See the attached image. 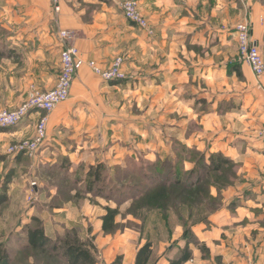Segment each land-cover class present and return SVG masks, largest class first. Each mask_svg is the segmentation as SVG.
I'll return each instance as SVG.
<instances>
[{"label": "rangeland", "instance_id": "rangeland-1", "mask_svg": "<svg viewBox=\"0 0 264 264\" xmlns=\"http://www.w3.org/2000/svg\"><path fill=\"white\" fill-rule=\"evenodd\" d=\"M122 2L119 3L118 9L126 19L121 8ZM252 2H257L264 10V0ZM234 3L239 6L240 20L224 29L227 33L224 38L226 43L222 49L228 53L236 51L235 63H239L241 60L237 54L234 26L241 20H249V2L234 0ZM218 4L216 0H207L204 4L199 2L196 5V12L203 17L208 13V18H204L208 20V24L222 27L225 13L216 11ZM219 5L222 6L221 3ZM139 10L147 18L153 33L138 28L126 19L130 26L128 37L116 45L115 52H118L106 68L97 64L100 69H107L114 59L121 57L123 60L121 69L125 77L118 84L111 86L110 81L102 79L87 64L80 67L86 65L89 68L88 78L94 79L95 86L91 80L88 82V78L84 79L89 85L85 98L90 104L82 110L85 119L81 120L82 123L79 124L73 138L71 135L70 138L67 136L69 126L58 135L59 139L56 138L55 127L50 129L48 126L47 139L37 151V160L7 152L9 145L21 139L15 142L0 140V190L7 183L9 197V200L0 207V243L7 249L9 256L7 264H68L60 254L64 239L73 240L76 236L81 240L92 239L94 243L96 239L94 224L97 215L95 214L90 222L82 214L78 219L66 222L65 219L61 221L56 217L64 216L61 210L65 207L80 208L85 204L87 209L90 207L99 212L104 210L102 212L105 213L107 206L117 208L116 231L104 234L101 230V235H110L113 238L125 232L136 235V241L150 242L153 254L148 264L160 258L159 255L166 260L178 256L187 237L190 241H197L196 246L193 243L190 245L191 250L196 251L202 259H208L210 251L205 250L208 248L197 234L204 230L212 231L213 228H216L214 232L220 234V238L213 240L212 244H219L226 238L229 240L232 235L246 233L253 240L258 236V241L264 240V191L251 188L250 183L254 180L258 182L259 179L256 175L246 176L240 170L243 165L242 159L234 160L223 152L222 154L228 156L232 163L224 165L217 172L207 171L202 168L209 163V156L219 151L201 149L195 145L187 146L176 136L170 137L164 147L161 146L160 142L166 138L161 133L165 120L159 117L158 108L159 104L161 106L168 102L158 103L152 96L159 89L161 93L171 90L169 85L162 87L154 85L160 79L170 80L172 76L169 71L172 66H178V63L184 60L182 58L186 55L184 48H189L183 47V44L188 43L184 41L187 31L183 30L184 32L177 35V32L173 33L177 25L173 24V28L167 29V45H158L159 53L155 55L152 49L145 50L141 42H138L139 35H143L145 43L155 46L158 44L153 24L142 13L140 5ZM50 13L51 21L46 26L48 31L42 28L44 34H41L42 31L34 33L30 44L29 41L24 44L26 37H29L28 32H22L23 35L18 40L19 34L7 30L9 28L2 26L3 23L0 21V52L5 53L3 56L0 55V90L3 92L7 86L18 98L25 93L19 104L30 97L33 88L42 91L43 86L52 82L53 76L58 74L60 66L58 56L66 43L60 38L56 18L59 12H53L52 4ZM197 13L196 16L199 17ZM217 33L215 30L211 32V42ZM13 39L18 43L10 46L12 42L9 41ZM219 44L220 42H215L214 46L219 47ZM39 48L41 50L35 55L36 59L30 60L31 50ZM193 51L200 56L203 54L198 48H193ZM35 63L38 65L35 68L37 73H34ZM39 63L46 67V73L42 78L37 76L40 75L37 70ZM73 77L75 79V74ZM182 86L181 102L184 105V115L175 117L172 114L167 121L182 122L185 135L189 136L193 131H201V126L195 119L190 120L188 115L191 110L197 114L206 112L208 102L204 98L192 95L189 83ZM106 101L112 103L108 105ZM95 103H103L104 107L95 106ZM223 106V101L219 102L216 107L218 114L222 112ZM101 113L108 114L111 119L101 117ZM78 116L76 114L74 117ZM88 132L90 133L87 134ZM168 132L177 134L171 129H168ZM112 133L118 137L115 146L108 148L105 143L108 141L106 136L111 138ZM256 136L264 141L259 137V131ZM43 149L45 153L42 156ZM98 163L103 164L101 176L103 180L95 183L93 192L100 193L101 189V193L94 195L87 193L85 186L87 182H91L87 176L89 168L97 166ZM143 176L149 178L152 176L156 181L168 183L149 194L139 193L138 189L147 188ZM176 178H181L179 185L173 183ZM198 181L200 183H197ZM245 183L247 184L243 185ZM107 195L112 199L106 200L104 197ZM105 204L107 206H104ZM220 213L227 216V220L220 218L219 221L225 224L218 228L219 224L211 220V216ZM34 217L40 220L50 240L49 245L42 250L30 248L26 241L27 230L34 228ZM200 227L203 228L201 231ZM189 233L194 235L195 239H192ZM54 245L57 246V251L52 250ZM122 245L123 243L117 244ZM102 250L103 248H98V251L96 249L94 252L97 261L104 257H113L114 262H118L128 254L116 252V249L109 251L106 249L103 254ZM219 258L215 256L213 261L218 263Z\"/></svg>", "mask_w": 264, "mask_h": 264}, {"label": "crops", "instance_id": "crops-1", "mask_svg": "<svg viewBox=\"0 0 264 264\" xmlns=\"http://www.w3.org/2000/svg\"><path fill=\"white\" fill-rule=\"evenodd\" d=\"M51 0H0V21L2 26H6L10 32L15 31L18 35V40L23 35L22 32H28V38L24 40V44L33 40L34 33L44 30L48 31L46 26L51 21ZM123 0H62L61 10L56 14L57 28L59 30L68 29L74 30L77 33V38L72 41L79 48L82 57L85 61L93 60L100 67L106 68L107 64L111 63L120 40L127 38L130 33V26L127 20L119 13V3ZM141 11L146 15L154 26L157 32V45L145 43L143 35H139L138 42H141L144 49L150 48L155 55L159 53L158 45L166 46V37L168 36L167 29L173 28L176 24V31L173 33L187 31V36L183 44L186 55H183L178 66H172L170 72L171 79H160L154 87H162L169 85L170 92L161 93L160 89L152 96L158 103L162 104L158 110L160 111L161 120H165L163 131L161 133L166 137L162 140L161 146L164 147L165 142L170 137L176 136L187 146H197L198 148H208L210 151H219L230 156L232 159H242L243 165L241 171L246 176L256 175L259 181H253L250 186L253 190L264 191V141L257 138L256 133L260 126L264 123L263 103H264V75L257 78L249 66L244 62L235 63V52L228 53L222 49L226 41V26H233L240 20L239 6L234 3V0H216L221 5H216V11L225 13L222 27L208 24L204 18H208V13L203 17L196 12V5L201 2L206 3L207 0H137ZM239 1V0H238ZM248 1L249 16L251 29V37L257 42L260 52L264 56V10L257 2ZM226 5H225V4ZM236 9V10H235ZM235 10V11H234ZM213 12V11H212ZM196 13L198 16H196ZM197 18H200L198 20ZM11 28V29H10ZM218 29V30H217ZM184 30V31H183ZM218 32L214 41H210L211 32ZM41 34H44L43 31ZM176 36V35H175ZM11 38V37H10ZM177 38V37H176ZM186 38V40H185ZM10 46L17 45L18 41L13 39L9 41ZM220 42L219 47H215L214 43ZM66 45L70 43L65 42ZM65 45V46H66ZM64 46V47H65ZM148 46V47H147ZM215 49H213L214 47ZM63 48V47H62ZM61 48V50H62ZM193 48L202 50L203 53L196 54ZM41 48L31 50L30 60L36 59L35 55L40 53ZM60 50V51H61ZM59 60V56H58ZM178 60V59H177ZM35 62V61H34ZM237 64V65H236ZM35 66V67H34ZM38 65L33 64L34 73ZM40 78L46 73V67L39 63ZM89 68L85 65L75 73V79L71 86L70 97L60 103L56 108L48 114V126L51 129L55 127L56 138L59 139L62 130L68 127L67 136L74 137L78 131L81 120L85 119L82 110L89 107L90 101L85 98V93L88 90V84L84 80L88 78ZM159 75V73H156ZM42 75V76H41ZM55 74L54 81L43 86V90L50 89L54 86L57 79ZM161 78V77H160ZM179 78V79H178ZM175 79H177L175 81ZM93 78H88V82ZM191 88L192 95H197L198 98L206 99L208 109L206 112L196 113L191 110L188 115L190 120L195 119L201 126V131H193L189 136L185 135V130L182 127V122H168L167 118L172 117V114L177 117L184 115L183 102H181L182 85L186 84ZM112 83H110L111 85ZM95 86V85H94ZM113 86V85H111ZM156 89L153 91V93ZM23 93V92H22ZM25 94V93H23ZM21 94V97L23 96ZM5 96V97H3ZM5 86L3 92L0 90V109H14L22 100ZM3 98V99H1ZM21 99V100H20ZM224 103L222 112L217 113L216 107L219 102ZM110 105L112 102L106 101ZM95 106H103V103H95ZM187 108V107H186ZM161 112L162 116H161ZM42 112H33L27 118L23 119L16 126L10 127L5 131L0 132V140L15 142L18 139L30 138L34 132L36 120ZM78 114V117H74ZM101 117L110 120L108 114L101 113ZM86 122V121H85ZM180 129H179V128ZM168 129L175 130L176 133L168 132ZM88 131V130H87ZM179 131V132H178ZM91 132V131H90ZM88 132L87 134H89ZM113 134V133H112ZM71 135V136H70ZM108 141L107 147H114L116 144L117 135L113 134L111 138L106 136ZM56 138H51L55 140ZM103 139V136L101 137ZM110 140V142H109ZM166 140V141H165ZM45 149L41 150V155L45 153ZM37 160V158H36ZM247 183L243 184L246 185ZM104 206H107L106 204ZM64 216L58 215L57 220L64 222L75 220L82 214L85 219L90 222L96 214L95 222L96 235L95 246L105 250L116 249V252H127V256H123L118 262H114L113 257H104L95 264H134L136 251L144 244V242L136 241V235L123 233L117 237L101 235V219L105 214L104 210L96 211L87 205L77 207H65L63 210ZM61 214V213H59ZM82 216V217H83ZM62 217V219H61ZM227 217V216H226ZM220 213L211 216L218 225L222 226L219 220H227ZM203 229L200 227L199 231ZM212 231L200 232L199 239L202 240L210 251L208 259H202L196 251L193 252L192 259L184 264H264V240L258 241L251 239L249 234L232 235L228 240H221L219 244H212L213 240L220 238V234ZM240 242V244H238ZM118 243H123L122 246H117ZM212 244V245H211ZM105 248V249H104ZM152 262V264H167L163 256ZM215 256L220 257V262H214ZM174 258V257H173ZM151 261V258H150ZM149 261V262H150ZM148 262V263H149Z\"/></svg>", "mask_w": 264, "mask_h": 264}, {"label": "built area", "instance_id": "built-area-1", "mask_svg": "<svg viewBox=\"0 0 264 264\" xmlns=\"http://www.w3.org/2000/svg\"><path fill=\"white\" fill-rule=\"evenodd\" d=\"M61 1L51 0L53 12H60ZM121 8L124 16L131 24L144 31L146 30L148 33H153L147 18L140 13L137 0H123ZM234 27L237 54L240 60L249 66L257 78H260L264 75V56L261 54L257 42L251 37L252 26L250 21L247 19L241 20ZM59 33L61 40L67 43H72L77 38V33L74 30L62 29ZM113 61L107 69L102 70L93 60L86 63L75 45L69 44L62 48L59 53L60 66L56 76L57 79L52 88L44 91L33 88L30 97L15 106L14 109H0V129L16 126L33 112L45 113L40 114L37 118L31 137L18 140L16 143L9 145L7 152L13 155L23 154L30 158H36L37 151L45 144L47 139L48 114L69 98L73 76L77 70L82 65L87 64L102 79L104 78L107 81L123 79L125 75L121 69L122 58L118 56ZM262 110L264 113V103ZM259 137L264 140V123L259 128Z\"/></svg>", "mask_w": 264, "mask_h": 264}, {"label": "trees", "instance_id": "trees-1", "mask_svg": "<svg viewBox=\"0 0 264 264\" xmlns=\"http://www.w3.org/2000/svg\"><path fill=\"white\" fill-rule=\"evenodd\" d=\"M12 50L10 51V53ZM0 55H5V53L0 52ZM7 55V54H6ZM12 56V55H11ZM237 65V64H236ZM121 81V79L118 80H112L110 81L112 84H118ZM8 128H1V131H5ZM16 156H23V154H17ZM25 156V155H24ZM209 163L205 164L202 170H212L214 172L219 171L224 165H228L232 163V160L222 154L221 152L211 153L208 159ZM103 171V164L98 163L97 166H91L89 168V171L87 172L88 178L91 179V182H87L85 189L87 193L90 194H97L100 195V193L93 192V188L96 182H100L103 179L101 178ZM205 172V171H204ZM143 178L146 181V185L144 189H138L139 193L143 194H149L151 191L157 190L158 188L165 187V184H167V181H159L150 176L146 177L143 176ZM8 182V180H6ZM170 182V181H169ZM173 183L179 185L181 183V178H176L173 180ZM197 183H200L198 181ZM190 188V187H189ZM7 183L3 186L2 190H0V207L4 205L9 200L8 193H7ZM96 195V196H97ZM106 200H111L112 197L107 195L104 197ZM106 213L101 217V230L104 234L113 233L116 231L117 223L115 222L116 216L118 215L117 208H110L106 207ZM34 221V228H29L27 230L26 234V241L27 245L32 249H45L49 245V238L46 236L44 231V226L41 224L40 220L37 217L33 218ZM188 235L191 236L192 239H195L194 235L189 233ZM193 243L194 246H196L197 241H190L187 237L186 242L184 246L182 247V251L180 254L172 259L168 260L167 264H184L186 261L190 260L193 255V251L190 248V245ZM64 246L60 249V254L63 258L66 259L68 264H95L97 259L95 256L96 252V246L93 243L92 239H86L81 240L78 239L76 236L73 238V240L64 239L63 241ZM52 250L57 251V246H52ZM207 252H209V249H205ZM135 261L134 264H148L150 261V258L152 257L153 251H152V245L150 242H145L143 245H141L138 250L136 251ZM8 253L6 247L3 246L2 243H0V263L7 264L8 263Z\"/></svg>", "mask_w": 264, "mask_h": 264}]
</instances>
